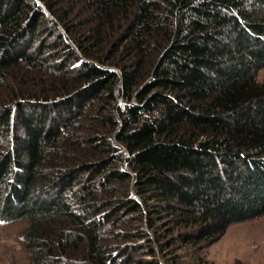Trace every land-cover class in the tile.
I'll return each instance as SVG.
<instances>
[{"label":"trees","instance_id":"obj_1","mask_svg":"<svg viewBox=\"0 0 264 264\" xmlns=\"http://www.w3.org/2000/svg\"><path fill=\"white\" fill-rule=\"evenodd\" d=\"M262 70L264 0H0V224L33 264H161L264 216Z\"/></svg>","mask_w":264,"mask_h":264},{"label":"rangeland","instance_id":"obj_2","mask_svg":"<svg viewBox=\"0 0 264 264\" xmlns=\"http://www.w3.org/2000/svg\"><path fill=\"white\" fill-rule=\"evenodd\" d=\"M77 65L75 64V66ZM110 67L111 70L120 74L117 67ZM32 73L29 74V78L37 76ZM257 81L264 84V70L260 71ZM35 84L37 85L38 81ZM121 99L119 98L118 103L124 107L125 102ZM121 152L123 159L128 158L126 150L122 149ZM123 169L129 170L124 161ZM27 225L25 220L0 224V264H33L23 243V235ZM148 226V223L144 222L142 229L146 230L151 238H154L155 233ZM163 235L167 243L176 238L175 235L171 236L167 233ZM146 241L140 240L137 245H143ZM155 245L158 248L157 258L161 264H166L165 260L169 261L168 264H264V216L234 224L217 241L195 249L181 248L179 243H175L162 254L158 245ZM143 258L149 261L153 260L150 256H143Z\"/></svg>","mask_w":264,"mask_h":264}]
</instances>
